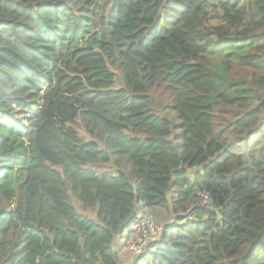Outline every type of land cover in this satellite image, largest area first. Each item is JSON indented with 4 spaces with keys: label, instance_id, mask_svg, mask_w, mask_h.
I'll list each match as a JSON object with an SVG mask.
<instances>
[{
    "label": "trees",
    "instance_id": "16d2710c",
    "mask_svg": "<svg viewBox=\"0 0 264 264\" xmlns=\"http://www.w3.org/2000/svg\"><path fill=\"white\" fill-rule=\"evenodd\" d=\"M0 264H264V0H0Z\"/></svg>",
    "mask_w": 264,
    "mask_h": 264
},
{
    "label": "built area",
    "instance_id": "2783aa9c",
    "mask_svg": "<svg viewBox=\"0 0 264 264\" xmlns=\"http://www.w3.org/2000/svg\"><path fill=\"white\" fill-rule=\"evenodd\" d=\"M151 218L150 215L140 218L128 228L126 250L132 256L142 253L146 243L161 232V225Z\"/></svg>",
    "mask_w": 264,
    "mask_h": 264
},
{
    "label": "rangeland",
    "instance_id": "374dc122",
    "mask_svg": "<svg viewBox=\"0 0 264 264\" xmlns=\"http://www.w3.org/2000/svg\"><path fill=\"white\" fill-rule=\"evenodd\" d=\"M167 212V211H166ZM161 214H165L164 212H160ZM166 214H168V212L166 213ZM168 219H170L169 217H167V215H166V219H164V220H168ZM122 257L124 258V259H126V258H129V254L127 253V251H125V248H123V250H122Z\"/></svg>",
    "mask_w": 264,
    "mask_h": 264
},
{
    "label": "crops",
    "instance_id": "0c3cea01",
    "mask_svg": "<svg viewBox=\"0 0 264 264\" xmlns=\"http://www.w3.org/2000/svg\"><path fill=\"white\" fill-rule=\"evenodd\" d=\"M151 209H153V208H151ZM155 209H156V210H154V211L157 212V209H158V208H155Z\"/></svg>",
    "mask_w": 264,
    "mask_h": 264
}]
</instances>
